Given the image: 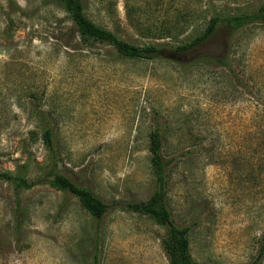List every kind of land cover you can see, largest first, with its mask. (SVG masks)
<instances>
[{"label": "rangeland", "instance_id": "374dc122", "mask_svg": "<svg viewBox=\"0 0 264 264\" xmlns=\"http://www.w3.org/2000/svg\"><path fill=\"white\" fill-rule=\"evenodd\" d=\"M263 1L80 0L95 24L139 46L187 42L213 9ZM164 27L177 36L148 34ZM225 49L219 34L190 51L127 58L79 40L59 1L0 0V171L38 181L27 190L0 181V264H169L166 227L126 208L156 190L157 126L172 159L164 202L190 227L192 259L252 262L264 241V24L233 37L230 69L195 60ZM36 110L54 130L55 171L109 205L101 219L46 181Z\"/></svg>", "mask_w": 264, "mask_h": 264}, {"label": "trees", "instance_id": "16d2710c", "mask_svg": "<svg viewBox=\"0 0 264 264\" xmlns=\"http://www.w3.org/2000/svg\"><path fill=\"white\" fill-rule=\"evenodd\" d=\"M59 1L65 11L70 15L76 33L81 41H99L112 46L115 51L127 58L153 59L160 58L166 51L186 52L200 48L208 44L219 34L225 36V47L221 55H200L195 60L203 59L206 62L230 69V46L233 37L240 31L256 24H264V1L256 9L225 11H211L206 19L204 27L196 33L192 39L177 45H170L167 42L147 44L144 46L135 45L119 38L112 31L107 30L90 20L83 11L80 0H56ZM155 38H165L172 35L168 28H163L157 33H148ZM181 34V33H179ZM41 131V138L49 154V165L45 172L46 181L59 190H62L78 199L80 206L93 218L101 219L109 209V205L90 189L72 181L67 176L55 171L58 151L54 136V130L44 111H34ZM164 141L162 127L157 126L149 134L148 152L149 162L154 174L156 183L155 192L145 201L128 203L126 208L140 212L152 217L158 224L166 227L167 235L162 239V246L168 256L169 264H198L195 262L189 250L190 227L178 226L171 219V214L165 205L166 186L172 159H166L163 154ZM0 181L13 185L15 190L31 189L38 184V181L28 179L20 173L0 171ZM22 213L16 212L17 227L22 223ZM264 256V241L261 242L256 258L249 264H258Z\"/></svg>", "mask_w": 264, "mask_h": 264}]
</instances>
